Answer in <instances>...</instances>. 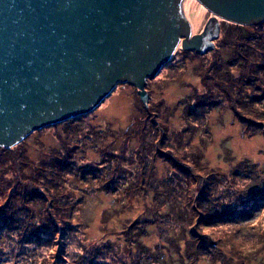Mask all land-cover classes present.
<instances>
[{"label":"trees","instance_id":"1","mask_svg":"<svg viewBox=\"0 0 264 264\" xmlns=\"http://www.w3.org/2000/svg\"><path fill=\"white\" fill-rule=\"evenodd\" d=\"M220 22L222 34L217 44H220L222 48L219 50L220 46L214 44V48L208 51L210 55L202 54L206 59L201 58L197 67V70L201 69L204 90L193 97L185 96L178 103L182 114L187 116L186 123L188 125L182 132L191 134L199 127L206 129V114L210 108L229 107L235 117L237 114L244 116V118H236L246 129L264 137V113L261 114V110H259L261 107L264 111V20L257 25H236L219 19ZM223 22H225L224 25ZM177 49L183 53H190L182 49L181 46ZM150 80L147 79L145 85ZM136 89L139 96V90ZM145 92L147 93L146 90ZM141 103L145 106L147 104L142 101ZM144 108H142L143 117L136 115L137 123L119 133L111 131L110 128L106 131L94 128L91 129L93 132L88 129L89 135H87L88 133H84L83 128L80 127L82 119H79L85 114L77 116L79 121L74 120L76 119L74 117L62 122L72 134L81 136V140L78 137L76 139L82 145L83 140L90 138V141H93L106 133L108 135L110 133L112 136L122 134L141 140L137 159L143 161V171L139 174L137 184L133 181L135 176L129 170L130 166H125L123 163L116 165L113 158L109 163L102 161L93 168V170L101 169L102 173L97 182L102 184L99 187L109 193L114 192L118 195L124 191V195L127 194L125 186H130V182L126 179L129 178L134 184L132 187L134 189L129 194L135 195L138 197V202L143 203V212L138 218L139 223L134 221L128 223L124 229L125 232L120 235L123 240L126 238L124 245L130 250L125 252L119 248L117 252H113L114 246L110 243L112 241L102 240L89 244V247L83 250L81 255L84 254L85 261L91 264H158L159 257L164 258L165 255H170L167 252H172L171 250L180 253L183 246L189 255L187 257L204 258L212 264H246L245 259L259 251L257 250L258 240L264 239V226H260L261 222L264 224V214L257 225L252 224L247 227L248 223L245 228H239V225L235 224L239 222H234L229 218L233 216L232 212L227 214L225 208L221 210L220 208L229 206L233 209L234 214L239 213V215H243L241 218H245L252 214L249 205L241 203L236 208L237 206L233 207L226 201L222 204L220 198L223 197L221 194H216L215 191L217 182L209 181V179L214 180L213 176L197 172L193 164L184 163L185 159L182 157L181 160L174 151L170 152L169 158L172 160L177 158L179 163L174 161L175 163L170 166L176 169L177 165V169L172 173L166 171L164 178L158 180L154 173V156L150 154L153 152L157 154L158 146L156 147L148 138L154 133L158 134L157 136L160 134L154 131V128L148 132L149 127L145 123L148 121L145 119L147 112ZM199 112H201V118L196 119L195 116ZM249 114H260V119H263V122L253 125V122L247 119L246 115ZM150 123L153 127V122ZM36 132L34 131V133ZM245 132L248 133V130ZM174 135L177 139L180 138L175 133ZM157 136L154 135L153 139ZM28 137L29 135L9 148L0 146V264L27 263L26 261L23 263V258L27 257V252L31 250V247L36 249L37 244L36 242L30 244L25 239L29 235L42 237L51 230L46 225L51 221L50 217L46 218L45 224L44 220L41 221L37 218L38 207L50 208L51 196L53 194L59 196L60 183L71 179L80 180V177H84L79 174L81 169H88L87 165L82 163L81 152L78 149L63 150L62 143H65L63 140L56 148L46 150L42 147L46 153L44 152V155L36 160L37 162L30 161L25 153ZM160 140L164 141L165 137L161 138L160 135ZM68 141L72 142L71 139ZM145 147H147L146 153H144ZM149 148L150 150H148ZM184 157L188 158L185 155ZM11 164L12 166H10ZM8 166L15 168L18 172L12 173L11 169L7 171ZM64 166L65 170L69 172L62 171ZM106 166L108 167L105 168ZM241 167L246 168V172L252 174V178L249 180V182L252 181V187L259 189L256 183H260L261 177L252 172V165L248 163ZM89 170L88 173L92 176L88 179L96 174V171ZM230 174L234 177L233 171ZM205 176L206 178H204ZM215 177L217 179V176ZM221 181L223 182L225 179L223 178ZM69 182H67L68 187L63 185V191L72 185L73 182ZM205 184L208 185L205 186ZM73 185L75 187V184ZM260 188L263 190H259L260 193L257 198H253V203L264 206V183ZM77 189L83 190L78 186ZM205 189L208 194L205 196L201 193L197 199L200 191H205ZM150 195L153 201H149ZM239 200L241 197H238L237 201ZM163 203L167 204V208L162 205ZM33 204L34 206H32ZM31 206L34 216L25 213V210H30ZM200 216H204L207 220L201 219ZM149 225L156 229L158 238L166 240L165 246L157 243L155 246L149 247L141 243L139 239L146 234V227ZM39 230L41 234H37ZM252 236L255 237V241L251 240ZM77 249H81V246ZM163 249L166 254L162 253ZM95 250L99 255L95 254ZM77 253L80 254V252ZM171 264L173 263L171 262Z\"/></svg>","mask_w":264,"mask_h":264},{"label":"rangeland","instance_id":"2","mask_svg":"<svg viewBox=\"0 0 264 264\" xmlns=\"http://www.w3.org/2000/svg\"><path fill=\"white\" fill-rule=\"evenodd\" d=\"M184 3L189 4V6L191 4V6L187 9L183 5ZM180 10L182 18L189 23V36L201 33L206 22L212 18L209 11L197 0H183ZM220 24L221 22L218 27V35L215 37L217 34L215 32L211 37L212 43L214 42L213 48L214 44L220 46V44H217L222 34L220 31L222 24ZM224 24L225 22H223ZM180 46L179 43L176 48ZM221 48L220 46L219 50ZM211 49L212 47L198 51L184 49L190 53H183L180 49H175L176 52L174 50V54L164 63L154 79H151L145 85L146 88H144L148 93L146 106L141 103L136 86L129 83H118L97 107L78 118L82 119L80 127L83 128L84 133H88V129L93 132L91 129L94 128L105 131L110 128L111 131L119 133L121 130L137 123L136 115L143 117L142 108L145 106L146 109L144 108V110L147 112L145 119L148 120L145 123L149 127L148 132L154 128V131L159 132L161 138L165 137L164 141L160 140V135L157 136L158 134L156 133L154 135L157 138L154 137L153 139L154 135L147 137L152 140L156 147L158 146L157 154L155 152L150 153L154 156V173L157 179L162 180L166 171L172 173L177 169V165L175 169L170 164L176 161H178V164L179 160L177 158H173V160L169 158L171 151L176 152L177 157H180L181 160L182 157L185 159L184 163L190 162V164H193L197 172L205 173L207 174L206 176H213L214 180L209 179V181L217 182V184L215 183V191L216 194H221L223 197L222 199L219 197L222 204L226 201L233 207L241 203H245L246 206L249 205L250 213L252 214L245 218H241L243 215H239V213L234 214L233 209L229 206L220 208V210L225 208L227 214L232 212L233 216L229 218L233 219L234 222L238 221L239 223L235 224L239 225V228H245L248 223L247 227L252 224L257 225L264 214V206L253 203V198H257L258 193L263 190L260 187L264 183V137L250 131V129H246L237 120V118H244V116L237 114L236 118L229 107L224 109L210 108L206 114V129L199 127L200 129L197 128L191 134L182 132L188 125L186 123L187 116L182 114L178 103L185 96L193 97L204 90L201 80V69L197 70V67L201 58L206 59L202 54L207 53L205 55H210L208 51ZM251 90L253 91V88ZM259 110H261V114L264 113L261 107H259ZM246 116L248 120L253 122V125L262 123L264 119H260V114H249ZM195 117L200 119L201 112L196 114ZM74 120L79 121L77 117ZM62 122L48 125L44 129H38L36 133L31 132L25 144L27 157L30 161H36L44 155L45 150H42V147L46 150L53 149L58 147L57 145L63 140L65 142L62 143L63 150L78 149L81 152L82 163L86 164L88 169H81L79 174L84 177H80V180H69L73 183L66 191H63L62 187L63 185L68 187L67 182L69 181L60 183L61 191L58 194L59 196H54V194L51 196L50 208L42 209L38 207L37 218L41 221L44 220L45 224L46 218L50 217L51 221L47 222L46 225L51 230L45 235H41L42 237L40 235L33 237L29 235L25 239L30 244H33V242L37 244V250L31 247V250L27 252V257L23 258V263L27 262L25 264H91L85 261L84 254L81 255V253L92 242L102 240L112 241L110 243L114 246L113 252H117L119 248L127 252L130 248L124 245L126 238L123 240L120 235L125 232L124 229L128 226V223L132 221L139 223L138 218L143 212V203L138 202V197H135V195H130L134 189L132 188L134 184L131 183L129 178L126 179L130 182V186H125L127 187L125 191L128 193L124 195V191H122L117 195L99 187L102 185L97 182L102 173L101 169L93 170L97 163L102 161L109 163L111 158H113L116 165L123 163L125 166H130L129 170L135 176L133 181L137 184L136 181L139 174L143 171V161L137 159L141 140L123 136L122 134L112 136L110 133L109 135L106 133L93 139V141H90V138L83 140L82 145L76 139V137L80 139L81 136L72 134ZM150 122H153V127ZM246 130H248V133L245 132ZM174 133L180 138L177 139ZM69 139L73 143L68 141ZM146 148L144 153H146ZM183 154L188 156V158L184 157ZM150 158L152 159L151 156ZM247 162L252 165V172L261 177L260 183H256L259 189L252 187V181L249 182L252 174L246 172V168L243 169L241 167V165L248 164ZM10 166H8L7 171L11 169L12 173L18 172L15 168H10ZM89 169L96 171V174L90 179L88 178L92 175L88 173ZM62 171L69 172L65 170V166ZM232 171L234 177L230 174ZM223 178L225 181L222 182ZM73 184H75V187ZM207 185L205 184V186ZM77 186L83 188L84 191L77 189ZM201 193L205 196L208 194L206 189L205 191L202 190L197 195V199H199L198 196H201ZM238 197H241V200L237 201ZM150 200L153 201L151 195L149 196ZM162 205L167 208L166 203ZM32 206L29 207L30 210H25V213L34 216ZM200 218L207 220L204 216H200ZM260 226L263 227L264 224L261 222ZM155 230L151 225L147 226L146 234L139 239L141 243L149 247H153L157 243L165 246L166 240L161 237L158 238ZM30 231L32 232L33 230L31 229ZM37 234H41V231L39 230ZM252 239L255 241L254 236H252ZM258 243L257 250L259 251L245 259L246 264H264V239H259ZM80 246L82 250L77 249ZM171 251L167 252L170 255H165L164 258L159 257L158 264H171V262L173 264H212L204 258L187 257L189 255L183 246L180 249V253ZM77 252H80V254ZM162 253L166 254L164 249ZM95 254H97L96 250Z\"/></svg>","mask_w":264,"mask_h":264},{"label":"water","instance_id":"3","mask_svg":"<svg viewBox=\"0 0 264 264\" xmlns=\"http://www.w3.org/2000/svg\"><path fill=\"white\" fill-rule=\"evenodd\" d=\"M197 1L212 18L189 36L183 0H0V146L90 112L118 83L145 103L146 80L179 43L203 50L219 19L264 20V0Z\"/></svg>","mask_w":264,"mask_h":264},{"label":"flooded vegetation","instance_id":"4","mask_svg":"<svg viewBox=\"0 0 264 264\" xmlns=\"http://www.w3.org/2000/svg\"><path fill=\"white\" fill-rule=\"evenodd\" d=\"M209 38H211V37H209V36L206 37V35H205V37H204V40H205V41H204L203 43L206 45V47H207V46L210 47Z\"/></svg>","mask_w":264,"mask_h":264},{"label":"bare ground","instance_id":"5","mask_svg":"<svg viewBox=\"0 0 264 264\" xmlns=\"http://www.w3.org/2000/svg\"><path fill=\"white\" fill-rule=\"evenodd\" d=\"M183 5H185V8H187L188 9V7H190L191 6V4H190V6H189V4H183ZM187 5V6H186Z\"/></svg>","mask_w":264,"mask_h":264}]
</instances>
